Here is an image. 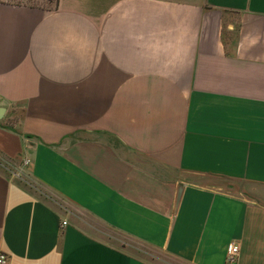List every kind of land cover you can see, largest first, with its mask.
Masks as SVG:
<instances>
[{
	"label": "crops",
	"instance_id": "0c3cea01",
	"mask_svg": "<svg viewBox=\"0 0 264 264\" xmlns=\"http://www.w3.org/2000/svg\"><path fill=\"white\" fill-rule=\"evenodd\" d=\"M0 96L9 264H264V0H0Z\"/></svg>",
	"mask_w": 264,
	"mask_h": 264
},
{
	"label": "rangeland",
	"instance_id": "374dc122",
	"mask_svg": "<svg viewBox=\"0 0 264 264\" xmlns=\"http://www.w3.org/2000/svg\"><path fill=\"white\" fill-rule=\"evenodd\" d=\"M7 1H13V2H24L29 5H35V6H51L55 0H7ZM117 235H115L116 237ZM120 241H117L116 239L114 242H125V243H132L129 240H126L125 238H122L120 236H117ZM127 247V250L130 251L133 255L140 257L142 259L148 260L154 264H181L169 256H167L165 253L158 251V250H152L151 248L144 247L141 245H136L138 248H131L127 245H124Z\"/></svg>",
	"mask_w": 264,
	"mask_h": 264
},
{
	"label": "built area",
	"instance_id": "2783aa9c",
	"mask_svg": "<svg viewBox=\"0 0 264 264\" xmlns=\"http://www.w3.org/2000/svg\"><path fill=\"white\" fill-rule=\"evenodd\" d=\"M1 100V96H0ZM66 224V222H64ZM226 255L229 261L235 260L239 255V246L237 243L231 242L226 247ZM0 264H9L7 254L0 253Z\"/></svg>",
	"mask_w": 264,
	"mask_h": 264
},
{
	"label": "water",
	"instance_id": "95a60500",
	"mask_svg": "<svg viewBox=\"0 0 264 264\" xmlns=\"http://www.w3.org/2000/svg\"><path fill=\"white\" fill-rule=\"evenodd\" d=\"M3 113H4V109L0 107V118H2Z\"/></svg>",
	"mask_w": 264,
	"mask_h": 264
}]
</instances>
